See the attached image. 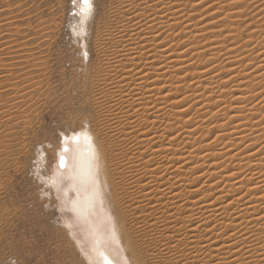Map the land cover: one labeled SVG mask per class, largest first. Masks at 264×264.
Segmentation results:
<instances>
[{"label": "bare ground", "instance_id": "1", "mask_svg": "<svg viewBox=\"0 0 264 264\" xmlns=\"http://www.w3.org/2000/svg\"><path fill=\"white\" fill-rule=\"evenodd\" d=\"M253 1L259 32L264 0ZM238 2L121 1L97 49L98 104L110 94L102 139L92 134L99 168L89 149L77 166L76 225L88 236L77 240L91 264L112 241L93 177L132 264H264V34L246 23L236 46L227 7Z\"/></svg>", "mask_w": 264, "mask_h": 264}, {"label": "rangeland", "instance_id": "2", "mask_svg": "<svg viewBox=\"0 0 264 264\" xmlns=\"http://www.w3.org/2000/svg\"><path fill=\"white\" fill-rule=\"evenodd\" d=\"M121 1L96 0L98 7L85 25V38L73 30L74 26L79 30V17L72 15L70 0H0V264H91L81 250L86 242L79 245L77 240L88 236L76 225L80 212L75 208L81 194L77 166L84 149L92 158L91 147L83 137L78 143L71 137L88 130L101 140L98 129L110 118L106 110L110 94L101 105L97 102L106 73L97 49L105 33L117 30ZM244 1L235 0L238 3L227 7L228 14L237 15L236 22L226 18L227 24L233 21L242 33L239 38L233 35L236 46L247 29L257 30L255 23L262 17L256 16L253 0ZM253 11L255 16H249ZM260 32L264 34L260 29L257 36ZM60 133L69 137L66 153L59 146ZM48 143L52 148L43 154L37 151L40 144ZM60 155L67 163L63 170ZM54 176L56 184L51 182ZM94 178L91 184L100 210L108 217L103 224L112 238L106 254L115 264H125L128 251L122 250L119 229L108 214L112 209ZM99 184L103 187L105 182L101 179ZM67 221L74 226H67Z\"/></svg>", "mask_w": 264, "mask_h": 264}, {"label": "snow or ice", "instance_id": "3", "mask_svg": "<svg viewBox=\"0 0 264 264\" xmlns=\"http://www.w3.org/2000/svg\"><path fill=\"white\" fill-rule=\"evenodd\" d=\"M71 5L73 6V12L72 15L79 17V30L77 31L76 26H74V31L76 32L77 36L80 37H87V31L85 29V25L87 24V22L89 20H91L95 13H96V9L98 7L96 0H70ZM88 53L85 51L83 53V58H87ZM83 137L88 144L91 147V154H92V158H93V164L92 167L98 171L99 168V155L96 149V146L93 144V136L92 134L88 131V130H84V131H80V132H74L73 136L71 137V140L74 142H79L80 138ZM69 141V137L64 134V133H60L59 134V146L61 147V150L63 152H68V144ZM52 148V145L50 143L48 144H40L38 146L37 151L41 154H43L47 149ZM59 161H60V166L64 167V163H65V156L64 155H60L59 156ZM94 175V173H93ZM96 181L94 180V183ZM104 264H114V261L109 259L108 257H104ZM125 264H132V261L128 258H126L125 260Z\"/></svg>", "mask_w": 264, "mask_h": 264}]
</instances>
